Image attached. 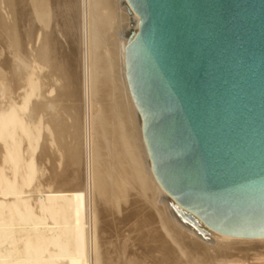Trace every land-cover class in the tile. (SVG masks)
I'll return each instance as SVG.
<instances>
[{
  "label": "bare ground",
  "instance_id": "6f19581e",
  "mask_svg": "<svg viewBox=\"0 0 264 264\" xmlns=\"http://www.w3.org/2000/svg\"><path fill=\"white\" fill-rule=\"evenodd\" d=\"M107 1L0 0V264H264V237L215 232L156 180L125 70V47L140 18L127 0H109V10ZM37 27L42 41L28 60L23 35ZM44 68L41 80L36 72ZM4 78L18 95H8ZM104 91L110 104L101 111ZM121 129L137 164L127 176L144 201L139 210L104 165L113 157L108 137ZM91 188L109 190L105 215Z\"/></svg>",
  "mask_w": 264,
  "mask_h": 264
},
{
  "label": "water",
  "instance_id": "95a60500",
  "mask_svg": "<svg viewBox=\"0 0 264 264\" xmlns=\"http://www.w3.org/2000/svg\"><path fill=\"white\" fill-rule=\"evenodd\" d=\"M127 84L151 169L215 232L264 237V0H127Z\"/></svg>",
  "mask_w": 264,
  "mask_h": 264
},
{
  "label": "rangeland",
  "instance_id": "374dc122",
  "mask_svg": "<svg viewBox=\"0 0 264 264\" xmlns=\"http://www.w3.org/2000/svg\"><path fill=\"white\" fill-rule=\"evenodd\" d=\"M109 1V0H108ZM108 1H107V3H105V4H107L108 5V7H107V5H106V9H108L109 10V3H108ZM105 2H106V0H105ZM52 12L50 13V16H51V19H52ZM27 28V26H23L22 27V30L24 31V29H26ZM39 29H41V28H39V27H37V28H35L34 29V31H32V33L31 34H24L23 35V40H24V43H28V41H29V43H28V45L30 44V46L29 47H27L28 45L26 44V54L32 49V56L31 57H35V52H36V55H37V48H38V46L41 44L40 43V36L41 35H39V39H37L38 38V36H37V34H39L38 32H41V31H38ZM58 32L57 33H59V34H57V37H58V39H59V41L61 42V45L63 46V47H65V45H67V43H66V41H65V37L62 35V32H60V31H62L61 29V27H56L55 28ZM58 35H60V37L58 36ZM26 36V37H25ZM36 37V38H35ZM62 39L64 40V41H62ZM27 40V41H26ZM42 41V40H41ZM79 41V40H78ZM38 42V43H37ZM65 42V43H64ZM78 44H80L79 42H78ZM78 44H77V49H78V52H80L81 51V46H78ZM33 47V48H32ZM80 47V48H79ZM36 48V49H35ZM34 49V50H33ZM28 50V51H27ZM80 50V51H79ZM33 51H35V52H33ZM28 54H27V58H28ZM81 54V52L78 54V55H80ZM79 57V56H78ZM31 58L29 57L28 58V60H30ZM41 61V60H40ZM49 61V62H48ZM44 63V65H46L45 67H47L48 69H49V65H51V67H52V61L51 60H47V61H43ZM77 63V64H76ZM74 64H75V68L77 69L78 68V70H79V66L77 67V65H78V62H77V60H75V62H74ZM48 65V66H47ZM47 68H44L43 69V71H37L36 72V76L39 78V79H41V80H45V74H47V72H48V70H47ZM51 71H52V68L50 69ZM2 78V77H1ZM5 79V78H4ZM8 79V78H7ZM6 86V89H7V92H8V95L9 96H16V95H18L19 94V90H17L16 89V85H15V83L12 81V82H10L9 80H7L6 81V79H5V83H4V87ZM57 87L59 86V84H57L56 85ZM0 87H1V85H0ZM107 95V92L106 91H104V93H103V96L101 97L102 99V102H100L101 103V111L102 110H104V108H106V107H108L107 105H109L110 104V101H108V100H110V99H108V95ZM41 97V96H40ZM39 96L37 97V99H39L40 98ZM104 98V99H103ZM36 99V100H37ZM35 100V101H36ZM104 100H106L105 102H103ZM104 104V105H103ZM106 106V107H105ZM120 136V137H119ZM121 138V139H120ZM121 141H120V140ZM124 139V140H123ZM117 140V141H116ZM111 141V142H110ZM108 142H110L109 143V145H111L110 146V151H111V154L113 153V157H112V160H111V158H108L109 156L108 155H106L104 158H105V161H104V165H106L105 167H106V169L107 170H109L108 172H110L111 173V175H114L117 179H119V184H118V186L116 187V189L117 190H124V191H127V192H130V193H132V195H131V197L133 198H137V201H136V203L134 204V206H133V208H132V210H134V209H136V210H139V209H141V207L143 208V206H145V204H144V201L142 200V198H139L138 196H140V194L139 195H137L139 192H136V188L131 184V181H130V179L128 180V176H127V174H129L131 171L132 172H134L135 171V169H136V167H137V164H136V162H135V159L133 158V150H129L128 149V143H129V140L127 139V137H126V134H125V132L121 129L119 132H118V136L116 137V138H113V139H111L110 137H108ZM125 142V143H124ZM119 143V144H118ZM122 143V144H121ZM114 144V145H113ZM116 144V145H115ZM115 146V148L116 149H114L113 147ZM112 147V148H111ZM121 147H123V149L121 148ZM122 149V150H121ZM115 150V151H114ZM119 150V151H118ZM118 151V152H117ZM122 151V152H121ZM125 151V152H124ZM39 153H40V148H38L37 150H36V152H35V155H36V158H38V157H40V155H39ZM118 154H120V155H118ZM126 154V155H125ZM107 157V158H106ZM121 159H120V158ZM109 159V160H108ZM116 159V160H115ZM108 160V161H107ZM126 160V161H125ZM113 161V162H112ZM119 161V163H117V162ZM127 161H129V162H127ZM65 162V159L62 161V163H64ZM107 162H110V166L107 164ZM115 164V165H113V164ZM117 163V164H116ZM122 164H124V165H122ZM130 164V165H129ZM44 165H46V166H44ZM43 165V167H44V175L42 176V181H43V179H44V181H45V183H46V181H48V177H49V172H50V168H49V164H47V163H45ZM48 165V166H47ZM121 165V167H123L124 169H125V172L123 171V170H120L118 167ZM108 166V167H107ZM127 166V167H126ZM48 167V168H47ZM115 167V168H114ZM130 167V168H129ZM135 167V168H134ZM46 168V169H45ZM61 168V165H60V167H58L57 168V170H59ZM112 168V169H111ZM134 168V169H133ZM47 169H48V172H47ZM53 170V169H52ZM83 171H82V174L84 173V169H82ZM116 170V171H115ZM129 170H131V171H129ZM114 171V172H113ZM120 172H121V174H120ZM131 172V173H132ZM46 173V174H45ZM48 173V174H47ZM119 174V175H118ZM124 174V175H123ZM48 175V176H47ZM117 175V176H116ZM120 175H122V177L120 176ZM46 177V178H45ZM46 179V180H45ZM108 179V178H107ZM109 180V179H108ZM43 181V182H44ZM53 181L54 180H52V183H53ZM56 181V180H55ZM123 181H125V182H123ZM57 182V181H56ZM56 182H54L52 185H56V184H58V182L56 183ZM122 185H123V187H122ZM56 186H58V185H56ZM55 186V187H56ZM107 186H109L108 184H107ZM130 187H132V188H130ZM126 188V189H125ZM102 192L100 189L99 190H94V188H91V194H93V196L95 195V196H97V195H99V194H97V192ZM107 192L109 191L108 189L106 190ZM96 192V193H95ZM99 192V193H100ZM106 192V193H107ZM106 193H100V195L99 196H101V197H99L98 196V198H96L95 196H94V198H95V203L94 204H96L95 205V207H96V209L97 210H99L98 212L99 213H102L103 215H105L106 213H105V210L103 209L104 207H106V205H110V203L108 204L107 202H105L104 201V195L106 194ZM109 193V192H108ZM137 193V194H136ZM97 194V195H96ZM107 195V194H106ZM104 196V197H103ZM102 198V199H101ZM97 199L99 200V201H101L102 200V202H99V201H97ZM121 199H123L119 194H116L115 195V201L116 202H119V201H122ZM118 200V201H117ZM97 201V202H96ZM103 201H104V203H103ZM114 201V202H115ZM143 202V205H142V202ZM105 205V206H104ZM98 206V207H97ZM101 206H103V207H101ZM135 207V208H134ZM101 210V211H100ZM104 210V211H103ZM125 211H129V210H125ZM178 216L184 221V223L190 228V229H192V230H194L199 236H201V237H205V235H206V233L205 232H203V230H201L199 227H197L194 223H193V221H190L189 219H187V218H185V217H183V216H181L179 213H178ZM109 217L108 216H105V217H103V219H108ZM138 219H142V218H140V217H138ZM192 227V228H191ZM254 261V260H253ZM251 262V261H250ZM91 264H94V260H93V262L91 263Z\"/></svg>",
  "mask_w": 264,
  "mask_h": 264
}]
</instances>
